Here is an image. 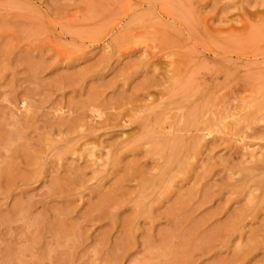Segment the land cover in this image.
<instances>
[{"label":"rangeland","instance_id":"obj_1","mask_svg":"<svg viewBox=\"0 0 264 264\" xmlns=\"http://www.w3.org/2000/svg\"><path fill=\"white\" fill-rule=\"evenodd\" d=\"M264 0H0V264H264Z\"/></svg>","mask_w":264,"mask_h":264},{"label":"bare ground","instance_id":"obj_2","mask_svg":"<svg viewBox=\"0 0 264 264\" xmlns=\"http://www.w3.org/2000/svg\"><path fill=\"white\" fill-rule=\"evenodd\" d=\"M264 184V183H263Z\"/></svg>","mask_w":264,"mask_h":264}]
</instances>
